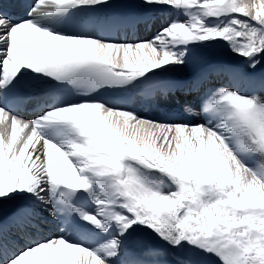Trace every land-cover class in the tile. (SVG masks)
I'll list each match as a JSON object with an SVG mask.
<instances>
[{
    "label": "snow or ice",
    "instance_id": "snow-or-ice-1",
    "mask_svg": "<svg viewBox=\"0 0 264 264\" xmlns=\"http://www.w3.org/2000/svg\"><path fill=\"white\" fill-rule=\"evenodd\" d=\"M0 264H264V0H0Z\"/></svg>",
    "mask_w": 264,
    "mask_h": 264
},
{
    "label": "bare ground",
    "instance_id": "bare-ground-1",
    "mask_svg": "<svg viewBox=\"0 0 264 264\" xmlns=\"http://www.w3.org/2000/svg\"><path fill=\"white\" fill-rule=\"evenodd\" d=\"M145 36V33L141 31V37L143 38ZM214 55L220 59H229L232 57V53H230L227 48H220L214 50ZM136 110L139 115L145 116V117H156L159 115V109L155 106H143L140 104L135 105ZM31 119V118H28Z\"/></svg>",
    "mask_w": 264,
    "mask_h": 264
}]
</instances>
